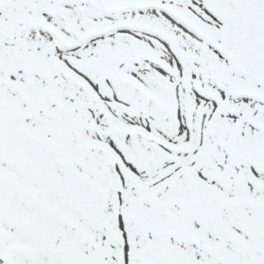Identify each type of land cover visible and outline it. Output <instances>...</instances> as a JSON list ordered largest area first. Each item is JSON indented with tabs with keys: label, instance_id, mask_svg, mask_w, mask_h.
<instances>
[{
	"label": "snow or ice",
	"instance_id": "1",
	"mask_svg": "<svg viewBox=\"0 0 264 264\" xmlns=\"http://www.w3.org/2000/svg\"><path fill=\"white\" fill-rule=\"evenodd\" d=\"M0 264H264V0H0Z\"/></svg>",
	"mask_w": 264,
	"mask_h": 264
}]
</instances>
